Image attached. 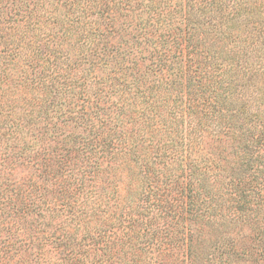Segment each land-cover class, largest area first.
Instances as JSON below:
<instances>
[{
  "label": "trees",
  "instance_id": "trees-1",
  "mask_svg": "<svg viewBox=\"0 0 264 264\" xmlns=\"http://www.w3.org/2000/svg\"><path fill=\"white\" fill-rule=\"evenodd\" d=\"M4 230L15 264H264V0H0Z\"/></svg>",
  "mask_w": 264,
  "mask_h": 264
},
{
  "label": "rangeland",
  "instance_id": "rangeland-1",
  "mask_svg": "<svg viewBox=\"0 0 264 264\" xmlns=\"http://www.w3.org/2000/svg\"><path fill=\"white\" fill-rule=\"evenodd\" d=\"M2 236V241L0 239V264H15V256L13 257V260H11V255L12 253L10 252L9 249V238H8V233L6 232V230L2 231V233H0V238ZM18 257V260H20V255L16 256V258ZM19 264V262H18Z\"/></svg>",
  "mask_w": 264,
  "mask_h": 264
}]
</instances>
